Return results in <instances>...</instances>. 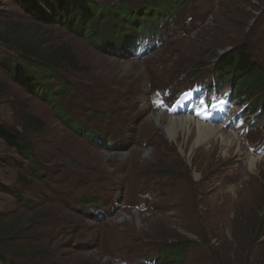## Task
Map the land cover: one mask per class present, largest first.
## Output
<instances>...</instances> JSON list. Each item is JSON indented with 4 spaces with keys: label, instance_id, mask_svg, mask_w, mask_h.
Instances as JSON below:
<instances>
[{
    "label": "rangeland",
    "instance_id": "obj_1",
    "mask_svg": "<svg viewBox=\"0 0 264 264\" xmlns=\"http://www.w3.org/2000/svg\"><path fill=\"white\" fill-rule=\"evenodd\" d=\"M90 1L106 17L170 4V17L147 19L148 34L118 54L0 0V36L20 33L17 46L57 58L52 68L70 89L62 96L57 78L31 77L38 90L26 93L6 74L20 53L0 43V124L31 151L26 160L0 140V264H264V107L233 98L236 85L217 82L213 66L243 43L264 66V0ZM105 19L104 35L119 30ZM186 100L203 122L235 130L241 152L184 157L153 116L173 119ZM247 152L260 157L253 172Z\"/></svg>",
    "mask_w": 264,
    "mask_h": 264
},
{
    "label": "trees",
    "instance_id": "obj_2",
    "mask_svg": "<svg viewBox=\"0 0 264 264\" xmlns=\"http://www.w3.org/2000/svg\"><path fill=\"white\" fill-rule=\"evenodd\" d=\"M18 3L36 22L44 25H63L74 35L85 39L96 47L99 46V42L114 45L112 48L115 49V53L118 54L126 53L136 48L138 39L149 32L146 25L149 18H158V20L162 22L170 17L168 16V14H170L168 10L170 4H166L165 7H156L155 9L147 8L145 12L141 10L135 15L124 12L120 16L106 17V10L103 7H98L100 5L90 0H43V3H39L37 0H18ZM40 4H43V6ZM141 12L143 13V16L141 14L143 18L140 20L139 13ZM104 17L106 19L110 18L111 20L117 19L119 22L117 26L118 28L120 27L119 30L116 29L114 32L104 35L98 27V25L104 21ZM129 29H131L130 31L132 32H128ZM21 38L20 33L12 37H6L5 35L0 36V43L4 47H7L11 52L16 51L15 53H20V59L15 62L14 69L6 72L9 78H11V81L22 87L26 93L36 94L38 89L34 91V84L31 83V77L34 79L33 81L35 84H38L40 81L42 83H48V80L57 78L55 80L61 82H58L60 85L58 94L63 96L67 91H70V89L66 87V83L61 80V77L57 73V68H52L57 66V58L54 59L41 54L37 47L28 49L27 46H17L16 42L20 41ZM254 56L255 54L250 47L243 43L235 46V48L217 58L213 66H217L218 68L216 70L217 75L219 73L216 78L217 82L220 80V76V78L224 80L222 82L223 84L236 85L237 93L233 95V98L236 97V94L238 95L236 99H242L243 101L247 95L252 99H256L257 97L254 106L257 107L258 104L259 107L257 110L261 113L264 107V66L259 64ZM38 64L48 65L49 68L45 69L38 66ZM214 85H216V82H214ZM0 91H4L1 86ZM51 93V91L48 93V100L50 102L53 99ZM45 94L47 93L42 92L41 96L44 97ZM53 96L55 97L56 95ZM243 97L245 98L243 99ZM61 111H64L62 106ZM23 129L26 128L23 127ZM0 140L10 150L20 155V157L26 160L30 159V146L25 142L20 131L13 127L0 124ZM0 228L4 230L3 226H0ZM166 247L172 250L171 252H173L174 255H178V258H181L182 255L185 254L183 252H186L187 249L184 243H170ZM0 251H3L0 252V255L5 256L7 253L1 248ZM9 260L10 261H6V258L4 259L7 264H16L15 259Z\"/></svg>",
    "mask_w": 264,
    "mask_h": 264
},
{
    "label": "bare ground",
    "instance_id": "obj_3",
    "mask_svg": "<svg viewBox=\"0 0 264 264\" xmlns=\"http://www.w3.org/2000/svg\"><path fill=\"white\" fill-rule=\"evenodd\" d=\"M190 98H192V96ZM195 103L197 102H193L194 109L198 111L195 107ZM187 105V102H183L179 105V108H183V111H178V114L170 113L171 116H174L173 119H169L168 117L165 118V115L162 112L157 113L153 116L161 126L165 137L169 141H174L177 143L178 149L184 157H186L187 154H194L199 149H202V153L205 157H208L210 154H212V152L214 151L213 149L216 148H220L223 157H227L230 150H236L237 153L241 152L242 149L239 150V148L237 147L238 141H240V139L235 130H231L229 132L227 129L228 127L225 128L223 125H211L209 123L203 122L201 118L195 116L193 108H189L190 110L187 109ZM227 113L228 111L226 112V116ZM233 114H235V112L229 114L227 121H225V117L223 122H230L231 116ZM164 119L166 122L161 123V120ZM239 156L240 155H238L237 157ZM259 159L260 157L256 155L254 156L252 155V153L247 152L242 164L246 166L250 172H253L254 169H256L258 166ZM237 167L238 168L234 170L235 172H237L238 170H242V166ZM194 174L195 179L198 180L199 174H197L196 167ZM221 186L222 185L220 184L219 187ZM222 203H224V201H222Z\"/></svg>",
    "mask_w": 264,
    "mask_h": 264
},
{
    "label": "snow or ice",
    "instance_id": "obj_4",
    "mask_svg": "<svg viewBox=\"0 0 264 264\" xmlns=\"http://www.w3.org/2000/svg\"><path fill=\"white\" fill-rule=\"evenodd\" d=\"M199 114V113H198Z\"/></svg>",
    "mask_w": 264,
    "mask_h": 264
}]
</instances>
